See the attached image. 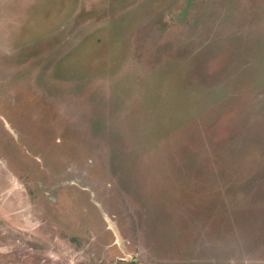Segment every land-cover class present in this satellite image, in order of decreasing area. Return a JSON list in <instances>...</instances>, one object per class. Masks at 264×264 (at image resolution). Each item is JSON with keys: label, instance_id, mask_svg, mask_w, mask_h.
I'll list each match as a JSON object with an SVG mask.
<instances>
[{"label": "rangeland", "instance_id": "obj_1", "mask_svg": "<svg viewBox=\"0 0 264 264\" xmlns=\"http://www.w3.org/2000/svg\"><path fill=\"white\" fill-rule=\"evenodd\" d=\"M0 264H264V0H0Z\"/></svg>", "mask_w": 264, "mask_h": 264}]
</instances>
